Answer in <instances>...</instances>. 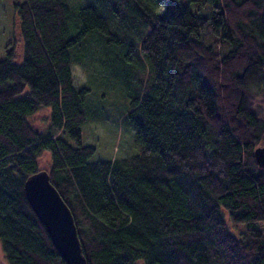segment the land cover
<instances>
[{"label":"trees","instance_id":"16d2710c","mask_svg":"<svg viewBox=\"0 0 264 264\" xmlns=\"http://www.w3.org/2000/svg\"><path fill=\"white\" fill-rule=\"evenodd\" d=\"M0 57V242L7 264H67L27 199L50 156L89 264H264V0H16ZM128 68L139 151L91 161L86 84ZM146 78V79H145ZM50 109L46 130L30 121ZM69 138L75 139L73 144ZM241 230L233 231L230 224Z\"/></svg>","mask_w":264,"mask_h":264},{"label":"rangeland","instance_id":"374dc122","mask_svg":"<svg viewBox=\"0 0 264 264\" xmlns=\"http://www.w3.org/2000/svg\"><path fill=\"white\" fill-rule=\"evenodd\" d=\"M14 1L0 0V57L5 55V46L10 41L17 43L16 50L21 54L22 38ZM117 56L113 55L109 64L97 63L91 73H86L79 65L73 67L74 83L86 84L90 88L86 104L88 120L81 129L82 143L96 147L90 157L91 161L127 157L139 151L134 140L135 131L126 121L129 98L122 77L128 74V68ZM30 121L37 129L46 130L50 122V109L41 108L31 116ZM69 140L77 144L75 139ZM39 162L42 169H47L50 164L49 154L44 152ZM229 224L233 231L245 228V225H239L238 228ZM256 225L264 230V221ZM0 264H7L1 242Z\"/></svg>","mask_w":264,"mask_h":264},{"label":"water","instance_id":"95a60500","mask_svg":"<svg viewBox=\"0 0 264 264\" xmlns=\"http://www.w3.org/2000/svg\"><path fill=\"white\" fill-rule=\"evenodd\" d=\"M259 165L264 167V146L254 151ZM28 201L46 227L55 247L67 264H89L83 252L74 215L50 180L49 172L41 169L28 176L24 184Z\"/></svg>","mask_w":264,"mask_h":264}]
</instances>
